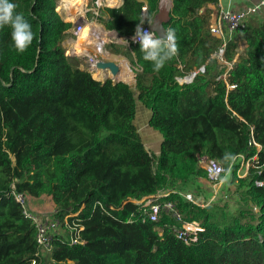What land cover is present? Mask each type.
Segmentation results:
<instances>
[{"label":"trees","instance_id":"trees-1","mask_svg":"<svg viewBox=\"0 0 264 264\" xmlns=\"http://www.w3.org/2000/svg\"><path fill=\"white\" fill-rule=\"evenodd\" d=\"M11 2L36 35L21 54L10 26L0 28V264H31L38 250L36 229L15 195L49 198L50 216L60 220L80 212L82 242L69 246L61 236L40 264H264V184H256L264 182V18H249L227 42L229 61L241 42L246 47L227 78L216 80L224 73L215 55L222 40L210 33L209 5L218 0H173L164 27L176 30L179 52L158 73L131 37L142 21L154 22L160 0L100 9L97 20L128 42L127 51L110 48L137 67L132 86L97 80L79 57L66 55L62 43L73 24L58 0ZM201 68L192 83L177 82ZM137 99L162 136L159 154L147 150L134 124ZM225 152L257 155L247 179L259 212L242 210L220 224L186 197L185 186L206 177L202 156L226 168ZM159 191L170 192L162 201L173 202L184 220L205 229L196 240L177 239L172 213L152 221L133 202Z\"/></svg>","mask_w":264,"mask_h":264},{"label":"built area","instance_id":"built-area-1","mask_svg":"<svg viewBox=\"0 0 264 264\" xmlns=\"http://www.w3.org/2000/svg\"><path fill=\"white\" fill-rule=\"evenodd\" d=\"M92 2V0H91ZM96 8L92 9L90 6L84 7V15L81 20H75L72 23V27L67 30L65 33L67 37H72L76 40L82 36V32L85 27L90 28V32L88 35V42L84 47V52L80 53V55L85 56L84 63L86 66L82 65L83 68H87L92 72V68L94 64L100 59H106L109 57L108 50L106 49L107 45L113 42L110 31L106 32V39L100 38L95 34L97 29L101 28L98 23L97 17L100 15V9L103 7V3L96 0ZM144 11L147 10L146 7L143 8ZM216 11H218L212 22L209 26L210 33L221 39L222 44L219 47L218 52L215 54L220 63L221 69L224 70V73L217 78L218 79H226L230 70H232L235 62L237 61L238 56L240 55L242 49L246 47L245 42H241L238 48V54L233 60L225 59V50L227 46V42L235 35L237 30L242 28L246 21L253 17H261L264 18V0H258L254 3H248L244 5L242 8L234 9L232 6L226 7L223 6L221 2L216 3ZM92 12L95 20L92 21L87 20L86 14ZM67 17V16H66ZM213 17V16H212ZM145 29L152 30L151 26L143 25ZM133 37V36H132ZM131 41L134 44H139L138 42ZM128 43V42H127ZM92 46V49H91ZM92 50V51H91ZM68 56L74 57L78 54L74 53L73 50H67ZM81 66V67H82ZM179 70L183 69V66L179 64ZM201 68L196 71L190 72V75H184L177 77V82L180 85L190 84L195 78L196 74L199 71H203ZM98 72H92V74ZM229 89H234V85H228ZM250 146L256 147L260 150L262 147L259 145L254 139H251L249 142ZM238 157L244 158L247 160L248 165L250 162H254L257 159V155L246 159L243 155ZM200 167L205 170L206 178L214 187L218 185V183L222 182L224 177V167L218 161L209 158L207 156H202L199 158ZM256 184L258 186L263 185L264 182L257 181ZM170 192H159L157 195L150 196L148 198H144L142 200H133L134 203L139 205V209L143 210L146 214L147 211L150 213L149 218L152 221H157L158 216L161 212L167 211L173 214L174 219L177 221V225L174 226V233L178 240L184 242L185 244H190L192 241L196 240L198 235L205 231V229L201 226L199 222L193 221L188 222L183 219L182 215L177 211L175 204L171 201H162L163 198H166ZM186 197L190 200V194H187ZM15 199L24 207V215L26 218L30 219L36 229V240L38 245V250L36 253V258L32 260L31 264H40V261L43 257L51 256L54 248L55 242L58 238L63 235L67 236V243L69 246H73L82 242L81 232L84 230L83 224L79 223L76 218H78L80 212H77L72 215L65 216L62 220L59 218H54L48 214H42L41 211H35L30 208V203L27 200L28 198L24 195H15Z\"/></svg>","mask_w":264,"mask_h":264},{"label":"rangeland","instance_id":"rangeland-1","mask_svg":"<svg viewBox=\"0 0 264 264\" xmlns=\"http://www.w3.org/2000/svg\"><path fill=\"white\" fill-rule=\"evenodd\" d=\"M94 2H96V0H92V2L89 4L90 8L91 6H93ZM59 4L57 5L58 7ZM58 11L61 12L64 17L66 16L64 10ZM91 17L92 12L86 14L87 20L92 21L93 18ZM251 20H253L252 17L249 21ZM255 21L259 22L261 20L257 19ZM98 23L101 24L99 21ZM74 41L76 40L74 39ZM66 55L68 56L67 52ZM76 57H79V55ZM79 58L81 59V65L86 66L85 64H83L84 60H82L81 57ZM106 79L110 78L106 77ZM106 79L104 78L103 80ZM137 102V115L134 124L136 125L137 130L141 135L143 143L145 144L147 150H149V152H151L152 154H157L160 150L162 136L158 131L154 130L148 123V119H150L151 113L149 116L144 114V105L140 101ZM143 121L144 123L142 124ZM251 169L257 170V168L252 162H250L248 165L247 160L238 157L234 164H232V170L227 181H224L222 179V182L218 183V185L214 187L210 184L209 181H207L206 177H202L198 179V181L195 183H188L185 186V189L193 195L201 196L204 198L206 204L203 207H206L212 213L214 221L220 224L229 223L233 220L234 217H237L242 210L252 209L255 212H259V208L255 207L252 204V201L248 194V182H250L251 178H247L250 174ZM29 203L30 206H32V210L41 211L42 214L45 213L51 215L50 213L54 212L52 202L49 198L45 197L42 200L30 199Z\"/></svg>","mask_w":264,"mask_h":264},{"label":"clouds","instance_id":"clouds-1","mask_svg":"<svg viewBox=\"0 0 264 264\" xmlns=\"http://www.w3.org/2000/svg\"><path fill=\"white\" fill-rule=\"evenodd\" d=\"M231 6L232 0H227L226 7L230 8ZM17 7L18 5L11 0H0V28L6 25L10 26L13 46L18 53L22 54L32 45L36 34L24 15L16 11ZM145 22L149 26L153 25L151 20L139 23L132 40L139 43L143 59L151 62L153 71L158 73L179 52L177 33L174 28L169 27L165 28L161 34H157L155 30L145 29L143 26ZM236 159L237 157L233 153H224L223 161L227 165L224 169V181L228 180L232 164Z\"/></svg>","mask_w":264,"mask_h":264},{"label":"crops","instance_id":"crops-1","mask_svg":"<svg viewBox=\"0 0 264 264\" xmlns=\"http://www.w3.org/2000/svg\"><path fill=\"white\" fill-rule=\"evenodd\" d=\"M99 2H102L103 3V8L105 7H110V8H119L123 5L124 3V0H111L113 1L112 5L109 4V1L110 0H97ZM258 0H232V7L234 9H239V8H242L244 5L248 4V3H254V2H257ZM219 2L222 3L223 6H226V3H227V0H224V2H222V0H219ZM97 6L96 2L93 3V6H91L92 9H95ZM172 6H173V0H160V8H159V12L157 13L155 19H158V20H161L164 22V24L169 20V17H170V12H171V9H172ZM209 8L212 10V19L214 18L215 14L218 12L216 11V4H211L209 5ZM203 11V10H202ZM66 13V16H68V13L65 11ZM84 13V9L82 11V13L78 14L76 17H75V20L77 19L78 20H81L82 17H84V15H81ZM60 14L62 16H64L61 12ZM65 16V17H66ZM91 18H93V20H95V18L92 16ZM212 22V21H211ZM101 25V24H100ZM102 29V31H106V32H109L105 27H103V25L100 26ZM100 38L102 39H106V37L104 35H101L99 32H98ZM110 34H111V37L113 39V42L108 44L106 49L108 50V54H111V53H115L112 51V49L110 48L112 44H118L119 46H121L122 50L123 51H127L129 46H128V43L127 41L124 39V38H121L118 36V34L114 31H110ZM76 40V39H75ZM81 41V40H80ZM78 40L74 41V38L72 37H67L62 45L63 47L67 50H73V47H76L77 46V42H80ZM245 48V47H244ZM244 48L242 49L241 53L243 52ZM91 49H92V46H91ZM92 51V50H91ZM116 54H119L120 55V59L118 60L120 66H121V74L124 72V70H127L130 72L131 76L129 79H122L121 81L123 82H126L132 86H135V83H136V71L138 70L137 67H135L132 63V60L129 59L127 56H125L124 54L122 53H116ZM84 56V55H83ZM185 75H190V73H185ZM139 101V100H137ZM136 101V108L138 106V102ZM145 107V106H144ZM146 108V107H145ZM144 108V111L143 113L146 114L147 116L152 115V112L151 110H149L148 108L145 109ZM136 115H137V111H136ZM151 118V116H150ZM136 119V118H135ZM150 119H148V123H149ZM144 123V121L142 122V124ZM150 125V124H149ZM161 135V134H160ZM161 145V144H160ZM160 151V150H159ZM159 154V152L157 153ZM208 181V180H207ZM211 186V185H210ZM212 187V186H211ZM159 192H162V191H159ZM43 199V198H42ZM42 199H36V200H42ZM54 209V208H53Z\"/></svg>","mask_w":264,"mask_h":264},{"label":"bare ground","instance_id":"bare-ground-1","mask_svg":"<svg viewBox=\"0 0 264 264\" xmlns=\"http://www.w3.org/2000/svg\"><path fill=\"white\" fill-rule=\"evenodd\" d=\"M59 2H60V4H59ZM59 2H58L59 7L57 6L58 7L57 10H64L68 13L67 17L75 18L78 14L82 13L84 7L88 6L91 3V0H59ZM112 3H113V1L110 0L109 4L112 5ZM89 32H90V28L85 27L84 31L82 32V36L78 40V41H80V40L81 41L77 42L76 47H73L74 53L80 54V53L84 52V49H85L84 46L88 42H90L88 39ZM98 32L107 38L106 33L103 32L102 29L101 30L97 29V31H95V34L97 36H99ZM118 64H119V62H118ZM118 66H119L118 67L119 68L118 73L112 77L114 80H122V79L126 80V79H129L130 77H132L130 72L127 70H124V72L121 74L122 71H121L120 64ZM93 75L96 79H104L106 77L105 74L100 73V72L94 73Z\"/></svg>","mask_w":264,"mask_h":264},{"label":"water","instance_id":"water-1","mask_svg":"<svg viewBox=\"0 0 264 264\" xmlns=\"http://www.w3.org/2000/svg\"><path fill=\"white\" fill-rule=\"evenodd\" d=\"M65 20L67 22L74 23L75 18L72 17H66ZM152 30L157 31V34H161L163 30L165 29L164 27V22L158 19H155L153 22V25L151 26ZM79 57L82 58V60H85V56L78 54ZM77 55V56H78ZM120 59V55L116 53H111L108 58L106 59H100L98 60L93 68L92 72H100L106 75V77L112 79L115 82H119L121 80H114L112 77L118 73V60ZM105 77V78H106ZM96 79V78H95ZM97 80H103V79H97ZM190 200L195 201L196 204L200 206H204L206 204V201L204 200L203 197H196L194 195L190 194Z\"/></svg>","mask_w":264,"mask_h":264}]
</instances>
